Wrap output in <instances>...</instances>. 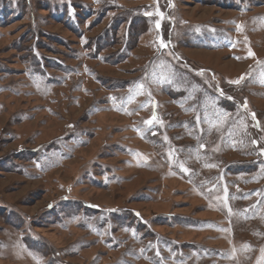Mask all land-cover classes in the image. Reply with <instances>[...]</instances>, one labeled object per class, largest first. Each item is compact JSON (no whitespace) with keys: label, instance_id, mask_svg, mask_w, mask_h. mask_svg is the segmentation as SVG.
Returning <instances> with one entry per match:
<instances>
[{"label":"rangeland","instance_id":"374dc122","mask_svg":"<svg viewBox=\"0 0 264 264\" xmlns=\"http://www.w3.org/2000/svg\"><path fill=\"white\" fill-rule=\"evenodd\" d=\"M0 264H264V0H0Z\"/></svg>","mask_w":264,"mask_h":264},{"label":"trees","instance_id":"16d2710c","mask_svg":"<svg viewBox=\"0 0 264 264\" xmlns=\"http://www.w3.org/2000/svg\"><path fill=\"white\" fill-rule=\"evenodd\" d=\"M90 208H92L93 210H97V212H102V210H104V209H102V208H94V207H90Z\"/></svg>","mask_w":264,"mask_h":264},{"label":"snow or ice","instance_id":"6c2138e0","mask_svg":"<svg viewBox=\"0 0 264 264\" xmlns=\"http://www.w3.org/2000/svg\"><path fill=\"white\" fill-rule=\"evenodd\" d=\"M150 15V14H149ZM157 27H159V24L157 25ZM251 54V53H250ZM236 83H239V81H236ZM113 99H115V98H113ZM147 123H149V124H151L152 123V121L150 120V121H147ZM185 171H187V169H185Z\"/></svg>","mask_w":264,"mask_h":264}]
</instances>
